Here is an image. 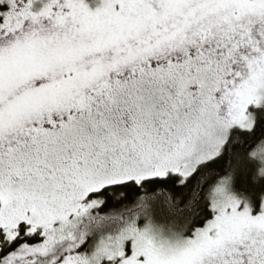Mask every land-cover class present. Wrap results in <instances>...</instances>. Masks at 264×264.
Wrapping results in <instances>:
<instances>
[{
	"label": "snow or ice",
	"instance_id": "snow-or-ice-1",
	"mask_svg": "<svg viewBox=\"0 0 264 264\" xmlns=\"http://www.w3.org/2000/svg\"><path fill=\"white\" fill-rule=\"evenodd\" d=\"M0 264H264V0H0Z\"/></svg>",
	"mask_w": 264,
	"mask_h": 264
}]
</instances>
